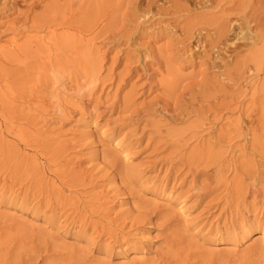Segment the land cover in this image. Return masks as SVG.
I'll list each match as a JSON object with an SVG mask.
<instances>
[{"label":"rangeland","instance_id":"obj_1","mask_svg":"<svg viewBox=\"0 0 264 264\" xmlns=\"http://www.w3.org/2000/svg\"><path fill=\"white\" fill-rule=\"evenodd\" d=\"M0 264H264V0H0Z\"/></svg>","mask_w":264,"mask_h":264}]
</instances>
